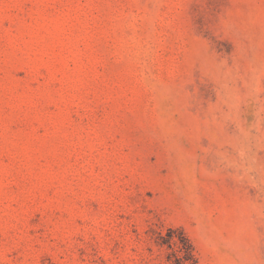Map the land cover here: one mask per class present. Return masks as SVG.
<instances>
[{
    "label": "rangeland",
    "instance_id": "obj_1",
    "mask_svg": "<svg viewBox=\"0 0 264 264\" xmlns=\"http://www.w3.org/2000/svg\"><path fill=\"white\" fill-rule=\"evenodd\" d=\"M0 264H264V0H0Z\"/></svg>",
    "mask_w": 264,
    "mask_h": 264
}]
</instances>
